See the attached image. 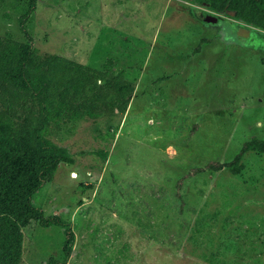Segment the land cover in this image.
Returning <instances> with one entry per match:
<instances>
[{"label": "rangeland", "instance_id": "1", "mask_svg": "<svg viewBox=\"0 0 264 264\" xmlns=\"http://www.w3.org/2000/svg\"><path fill=\"white\" fill-rule=\"evenodd\" d=\"M24 1L0 0V36L133 83L123 112L50 123L72 162L31 202L69 223L65 264H264V153L204 168L264 140V29L199 0ZM20 231L21 263L61 258L60 226Z\"/></svg>", "mask_w": 264, "mask_h": 264}, {"label": "trees", "instance_id": "2", "mask_svg": "<svg viewBox=\"0 0 264 264\" xmlns=\"http://www.w3.org/2000/svg\"><path fill=\"white\" fill-rule=\"evenodd\" d=\"M35 1H24V16ZM199 1L212 11L232 12L234 19L264 29V0ZM132 92L133 83L122 77H109L105 71L61 56L41 57L29 45L0 36V264H23L20 229L30 221L63 229L61 258L49 257L45 264H65L73 243L69 223L55 215L44 216L31 202L59 163L72 162L66 150L48 139L50 123L63 107L89 116L101 115L109 105L123 112ZM246 151L264 153V140L245 141L229 162L211 161L204 168L226 167L237 174Z\"/></svg>", "mask_w": 264, "mask_h": 264}, {"label": "water", "instance_id": "3", "mask_svg": "<svg viewBox=\"0 0 264 264\" xmlns=\"http://www.w3.org/2000/svg\"><path fill=\"white\" fill-rule=\"evenodd\" d=\"M203 19L208 22H214L216 20V17L211 15H205ZM241 32L244 33L246 31L242 30Z\"/></svg>", "mask_w": 264, "mask_h": 264}]
</instances>
